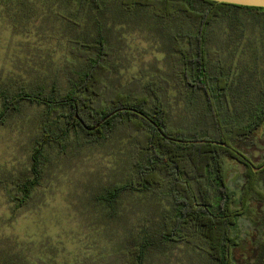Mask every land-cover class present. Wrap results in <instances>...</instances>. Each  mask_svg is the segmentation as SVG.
I'll return each instance as SVG.
<instances>
[{
    "label": "rangeland",
    "instance_id": "obj_1",
    "mask_svg": "<svg viewBox=\"0 0 264 264\" xmlns=\"http://www.w3.org/2000/svg\"><path fill=\"white\" fill-rule=\"evenodd\" d=\"M61 9L57 0H30L26 5L0 0V84L67 87L65 63L82 62L73 52L76 40L96 29L88 20L81 26L69 22ZM66 13L75 17L70 10ZM239 13L249 22L242 25L246 31L242 34L240 23L232 32L223 28L227 23L216 24L207 45L211 64L223 69L230 82L226 109L232 113L264 86V20L253 12ZM123 23L103 30L113 67L109 84H137L136 91L148 94L159 87L168 106L169 126L187 138L212 133L203 93L193 92L176 76L170 39L144 20ZM43 115L42 106L24 103L0 123V264H123L121 251L126 250L128 237L151 225L159 214L158 197L148 193L121 191L111 201L113 208L106 198L110 190L127 183L134 136L124 126L101 143H85L71 133L63 149H46L41 183L29 202L17 207L11 193L15 181L30 175L32 149L45 126ZM263 130L261 126L255 132V143L241 144L255 159L264 153ZM225 170L228 182L240 185L245 166L227 159ZM245 216L251 222L243 228L241 240L249 237L250 242L242 241L234 254L240 264H253L258 236L252 230V216L254 220L257 215L250 211ZM148 260V264L198 263L182 242L153 252Z\"/></svg>",
    "mask_w": 264,
    "mask_h": 264
},
{
    "label": "trees",
    "instance_id": "obj_2",
    "mask_svg": "<svg viewBox=\"0 0 264 264\" xmlns=\"http://www.w3.org/2000/svg\"><path fill=\"white\" fill-rule=\"evenodd\" d=\"M17 1L26 5L30 0ZM57 2L62 7V17L77 26L88 20L96 33H86L76 40L73 52L82 57V62L65 63L66 88H48L45 83L35 87L0 84V123H6L24 103L44 109L45 126L32 149L30 175L15 181L12 201L20 207L31 199L45 172L47 148L63 149L71 133L83 137L85 143H101L124 126L134 136L130 145L131 172L127 183L110 190L106 198L112 208L115 203L111 201H116L121 191L148 193L160 202L158 218L150 221L155 229L145 226L128 237L126 250L121 251L123 264H148L153 252L164 251L177 242L189 245L191 260L196 259L197 264H239L234 250L242 241L250 242L249 237L241 240L243 228L251 222L245 215L252 202L264 205V189L258 184L260 173H254L249 166L240 176V185L229 183L225 165L227 159L240 161L237 151L247 154L241 144L255 143V132L264 126V86L254 98L241 101L236 113L227 110L230 82L223 69L211 64L207 45L216 24L227 23L223 28L232 32L239 23L241 27L249 25L240 11L253 12L258 14L254 17L264 20V7L216 0ZM69 10L75 17L67 15ZM108 14L112 21L107 19ZM140 20L154 25L170 39L179 81L193 92L203 93L208 126L214 130L208 136L187 138L178 128L169 126L168 106L159 87L148 94L136 91L137 84H109L113 67L108 62L110 52L103 30L113 29L117 22ZM245 31L242 27V34ZM196 139L226 142L227 146L211 141L187 142ZM256 218L257 222L252 221L253 233L257 229L258 236L253 264H264V209Z\"/></svg>",
    "mask_w": 264,
    "mask_h": 264
},
{
    "label": "flooded vegetation",
    "instance_id": "obj_3",
    "mask_svg": "<svg viewBox=\"0 0 264 264\" xmlns=\"http://www.w3.org/2000/svg\"><path fill=\"white\" fill-rule=\"evenodd\" d=\"M263 128H264V126H263ZM239 153H241V152L237 151V155L239 156L240 161L237 160V159H235V160H237L240 163H242L245 166V170L249 166V167H251L253 169L254 173H260L259 176L261 177V179L259 180L258 184L263 186V189H264V168L259 169V170H255V167H259V166H261L264 163V153L261 155V157L259 159H255L252 153H247V154L241 153V154L244 155V157L240 156ZM262 161H263V163L260 165V163ZM263 209H264V205L262 203H258V202L254 201L251 204L250 211H251V213L253 215H257L260 218V215L262 214ZM256 217L254 219V222H257V218ZM252 221H253V216H252ZM256 232H257V229H255V234H256ZM237 260H238V262H236V263L240 264V262H239L240 259H237Z\"/></svg>",
    "mask_w": 264,
    "mask_h": 264
},
{
    "label": "water",
    "instance_id": "obj_4",
    "mask_svg": "<svg viewBox=\"0 0 264 264\" xmlns=\"http://www.w3.org/2000/svg\"><path fill=\"white\" fill-rule=\"evenodd\" d=\"M216 1H218V2H227V3L236 4V5H242V6L264 7V0H216ZM140 113H142V112H140ZM109 116H107L105 118H108ZM103 120H105V119H103ZM159 130L161 131L160 128H159ZM170 139H174V140H177V141H185V140L172 138V137H170ZM207 141H211V142L216 143V144L227 146L226 142H220V141H216V140H206V139L187 140V142H196V143L197 142H207ZM239 154H240V156L244 157L243 154H241V153H239ZM262 168H264V163L261 166H259V167H255V170H259V169H262Z\"/></svg>",
    "mask_w": 264,
    "mask_h": 264
}]
</instances>
